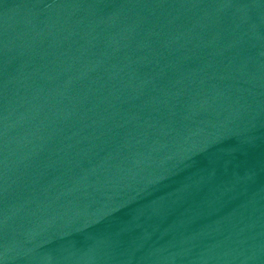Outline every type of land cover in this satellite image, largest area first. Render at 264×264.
I'll list each match as a JSON object with an SVG mask.
<instances>
[{
  "label": "water",
  "instance_id": "95a60500",
  "mask_svg": "<svg viewBox=\"0 0 264 264\" xmlns=\"http://www.w3.org/2000/svg\"><path fill=\"white\" fill-rule=\"evenodd\" d=\"M0 264H264V0H0Z\"/></svg>",
  "mask_w": 264,
  "mask_h": 264
}]
</instances>
